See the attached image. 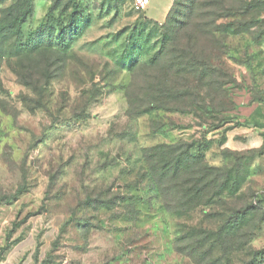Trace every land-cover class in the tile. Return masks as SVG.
I'll list each match as a JSON object with an SVG mask.
<instances>
[{"label":"rangeland","instance_id":"rangeland-1","mask_svg":"<svg viewBox=\"0 0 264 264\" xmlns=\"http://www.w3.org/2000/svg\"><path fill=\"white\" fill-rule=\"evenodd\" d=\"M52 3L81 11L70 50L0 69V264H264V0H177L166 32L132 0Z\"/></svg>","mask_w":264,"mask_h":264},{"label":"trees","instance_id":"trees-1","mask_svg":"<svg viewBox=\"0 0 264 264\" xmlns=\"http://www.w3.org/2000/svg\"><path fill=\"white\" fill-rule=\"evenodd\" d=\"M6 1L8 0H0V5ZM34 1L35 0H13L9 7L0 10V69L4 65H9L11 60H16L18 63H21L24 59H32L33 56L41 53L47 54L48 52L54 51H69V45H71L73 40L79 35L80 31L77 29V25L82 15H80L81 11L77 13V5H73L74 10L70 13L68 25L64 29L59 24L57 26H52L51 24L53 22L48 20L55 10V4L52 3V0H49L47 10L36 29L23 36L21 34L22 29L34 14ZM178 6L177 0H172L170 11L162 24L147 22L142 16V12H139L142 18L140 23L143 25V28L150 27L151 29H156L157 27H161L165 29L164 31L166 32L168 24H174L176 22L174 15L176 14ZM137 30L138 31H134L129 35V41H131L130 46H128L129 51L128 53H124L123 57H130L134 47H142L143 42L141 41L152 37L149 33L145 34L144 29ZM165 32L161 34L162 39H165ZM131 63H133V60ZM47 67V62H45L44 68L47 69ZM15 75L18 82L32 92H36L40 86L44 84L41 83L43 82L42 80L47 82V76H42L41 80H39L35 78L32 72L23 75L22 72L17 71ZM163 148L167 147L158 146L152 148L148 153L153 152L158 154ZM183 156H187V154L175 155L168 160H164L160 157L154 164L150 162V170L157 183H160L159 181L162 180L161 173L163 174V172L165 173L170 169L173 170L174 173H177L179 167H181ZM227 181L228 178L223 185L219 187V195L230 191ZM236 190L237 187L235 186L232 192Z\"/></svg>","mask_w":264,"mask_h":264},{"label":"crops","instance_id":"crops-1","mask_svg":"<svg viewBox=\"0 0 264 264\" xmlns=\"http://www.w3.org/2000/svg\"><path fill=\"white\" fill-rule=\"evenodd\" d=\"M36 5L37 4L35 0L34 9ZM171 6L172 0H149L148 5L142 11V16L147 22H150L152 24H162L166 20Z\"/></svg>","mask_w":264,"mask_h":264},{"label":"built area","instance_id":"built-area-1","mask_svg":"<svg viewBox=\"0 0 264 264\" xmlns=\"http://www.w3.org/2000/svg\"><path fill=\"white\" fill-rule=\"evenodd\" d=\"M149 0H133L132 1V5L134 10L138 11V12H142L145 7L148 5Z\"/></svg>","mask_w":264,"mask_h":264}]
</instances>
